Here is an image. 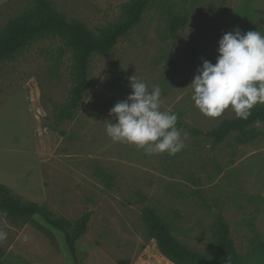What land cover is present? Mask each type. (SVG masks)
Here are the masks:
<instances>
[{"label":"rangeland","instance_id":"374dc122","mask_svg":"<svg viewBox=\"0 0 264 264\" xmlns=\"http://www.w3.org/2000/svg\"><path fill=\"white\" fill-rule=\"evenodd\" d=\"M33 0H0V29ZM54 10L92 32L122 17L129 0H47ZM188 15L172 34L166 16ZM236 29L264 34V0H153L141 21L114 49L94 56L79 110L57 120L71 88V56L58 38L44 37L0 63V184L24 202L45 206L72 222L90 214L76 242L80 264H172L146 235L152 208L180 243L203 253L221 215L237 252L261 262L264 243V138L214 146L205 133L224 119L202 114L188 87L204 60L215 64L219 40ZM135 75L161 89V110L176 113L185 148L174 156L145 155L113 142L110 110L131 94ZM259 104V103H258ZM110 176L105 187L103 176ZM17 226L0 214L5 264H74L62 233L36 219Z\"/></svg>","mask_w":264,"mask_h":264},{"label":"trees","instance_id":"16d2710c","mask_svg":"<svg viewBox=\"0 0 264 264\" xmlns=\"http://www.w3.org/2000/svg\"><path fill=\"white\" fill-rule=\"evenodd\" d=\"M153 0H129L122 5L120 20L92 32L84 23L68 20L52 8L47 0H33L32 5L22 10L0 29V63L12 58L17 53L44 37L58 38L71 56L70 80L71 88L68 100L59 109L57 120H71L79 110L89 82V68L94 56L108 55L142 19ZM188 15L176 16L168 12L167 29L174 34L188 22ZM261 121L260 125L256 121ZM238 144H248L258 138H264V104H257L252 115L247 119L237 117L224 119L215 129L204 134L214 146L232 136ZM105 187L110 188V176H103ZM0 214L10 220L11 224L31 226L47 236L50 233L36 221L60 232L74 264L77 260L76 242L86 232L90 214L86 213L72 222L64 217L54 215L45 206L24 202L0 184ZM141 220L150 240L155 241L162 257L172 264H252L237 252L230 236L229 228L221 215L211 224V243L203 253L191 250L180 243L165 221L152 208L145 207L141 212ZM262 251L261 262L264 264V243H257ZM0 264H5L4 252L0 246Z\"/></svg>","mask_w":264,"mask_h":264},{"label":"clouds","instance_id":"9594fccd","mask_svg":"<svg viewBox=\"0 0 264 264\" xmlns=\"http://www.w3.org/2000/svg\"><path fill=\"white\" fill-rule=\"evenodd\" d=\"M217 51L215 64L204 60L197 69L188 86L191 100L205 116L218 117L231 109L237 118L247 120L258 103L264 104V34L239 29L227 32ZM129 82L131 94L110 110L116 122H107V136L113 142L143 149L147 156L181 152L186 135L182 137L177 127V114L161 110V89L154 86L149 90L135 75ZM4 235L0 233V237ZM226 264H230L229 257Z\"/></svg>","mask_w":264,"mask_h":264}]
</instances>
